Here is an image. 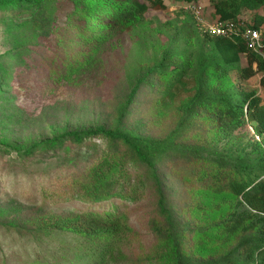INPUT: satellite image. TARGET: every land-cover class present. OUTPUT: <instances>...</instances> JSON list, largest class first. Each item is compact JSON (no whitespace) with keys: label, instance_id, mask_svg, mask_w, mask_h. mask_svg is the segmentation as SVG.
Here are the masks:
<instances>
[{"label":"rangeland","instance_id":"374dc122","mask_svg":"<svg viewBox=\"0 0 264 264\" xmlns=\"http://www.w3.org/2000/svg\"><path fill=\"white\" fill-rule=\"evenodd\" d=\"M83 1H48L42 10L46 12L44 16L48 15L43 17L42 27L37 23L42 21L40 16L32 13L17 18L0 13V264H93L98 244L110 242V238H92L69 229L86 226L93 216L106 217L120 211L126 218L120 224L121 233L115 237L109 264H173L166 260L170 245L161 242L149 227L154 210L151 198L147 196L137 203H123L120 199L90 203V197L82 199L78 193L79 187L84 192L86 184L102 183L109 176L126 185L128 176H135L141 169L130 164L116 170L114 163L118 161L107 152L101 138L87 140L83 145L58 140L67 131L111 127L133 84V68L154 51L152 44H137L139 30L134 27L115 26L110 31L104 28L108 9L97 17L96 6L88 14V21L79 23L77 13L83 11L77 10ZM196 1L192 4L201 8L204 18L215 22L211 0ZM187 4L171 1L165 10L149 9L146 17L154 27L180 24L187 14L193 21ZM258 15L264 16L263 8L244 10L241 18L254 23ZM53 20L60 29L58 46L54 35L45 38L43 33ZM91 22L97 24L94 33ZM72 24L78 28L72 29ZM157 35L163 42L166 40L162 32ZM16 49L24 50L20 60L14 56ZM155 51L161 48L156 45ZM246 62L243 56L242 64ZM262 77V72H256L244 80L231 73L239 88L256 90L264 97ZM164 111L152 102L133 114L123 128L137 135L156 134L161 124L168 123L158 124L166 117ZM253 132L248 126L236 135L245 139ZM207 135L193 133L189 139L206 143L210 138ZM218 141L219 138L213 142ZM35 144L40 145L31 155H23ZM184 161L181 158L171 163V203L188 222L200 228L217 216L205 215L204 208L196 204L210 205L217 198L191 184ZM162 170L160 165L158 172ZM198 236L186 238L189 246H194L188 247V253L199 262L217 260L234 243L225 238L210 246L200 241L202 235ZM212 236L214 240L223 237L219 233Z\"/></svg>","mask_w":264,"mask_h":264},{"label":"trees","instance_id":"16d2710c","mask_svg":"<svg viewBox=\"0 0 264 264\" xmlns=\"http://www.w3.org/2000/svg\"><path fill=\"white\" fill-rule=\"evenodd\" d=\"M48 1L0 0V13H5L8 18L32 13L40 16L42 21L37 23L42 27L43 17L48 16H44L46 12L42 10ZM171 1L192 3L196 0L83 1L77 10L83 12H76L81 19L77 20L79 23L84 25L91 9L96 6H99L97 17L108 9L104 28L110 31L115 26L134 27L139 30L137 44H152L154 51L133 68V84L125 93L123 107L111 127L99 125L90 130L67 131L59 135L58 140L62 144L83 145L87 140L101 138L107 152L118 161L114 163L116 170L130 164L141 169L135 176H128L126 185L109 176L102 183L86 184L82 187L84 192L79 191V187L78 193L82 194V199L90 197V203L107 199L137 203L147 196L151 198L154 210L148 224L161 242L170 245L166 259L169 262L264 264V97L256 90L239 88L231 79V73L238 79L247 80L256 72H262L261 82L264 84V45L254 51L241 38L203 33L196 22L190 20L189 14L180 24L154 27L146 17L148 10H165ZM211 5L215 22H239L255 29H261L264 23L261 15L255 16L254 23L241 18L244 10L264 9V0H211ZM181 15L185 14L181 12ZM54 21L47 30L43 29V33L45 38L54 35L58 46L60 29ZM75 25L72 24V29L78 28ZM96 25L91 22L92 33ZM158 32L164 34V42ZM262 42L264 44V30ZM156 45L161 48L160 52L155 51ZM23 51L14 50L17 60L23 58ZM243 56L246 65L242 64ZM152 102L165 110L166 117L158 124L168 121L161 124L158 133L137 135L123 128L133 114L140 113ZM248 126L252 127L253 134L246 140L240 139L236 134ZM193 133L210 134L207 135L210 138L206 143L205 140L191 141L189 136ZM217 138L219 141L213 142ZM39 145L27 148L23 155H31ZM93 145L97 148L96 144ZM181 158L187 164L185 169L191 184L217 198L210 205L196 204L204 208L205 215L217 216L200 228L188 222L182 211H177L171 203V163ZM160 165L163 170L159 173ZM125 218L122 211L106 217L93 216L86 226L69 230L92 238H110L111 244L108 241L98 244L97 256L93 258V264H109L108 257ZM218 233L223 237L214 240L212 234ZM189 235L193 238L202 235L200 241L204 240V244L210 246L225 238L233 239L234 243L217 260L199 262L188 253V249L194 247L193 244L189 246L186 238Z\"/></svg>","mask_w":264,"mask_h":264},{"label":"built area","instance_id":"2783aa9c","mask_svg":"<svg viewBox=\"0 0 264 264\" xmlns=\"http://www.w3.org/2000/svg\"><path fill=\"white\" fill-rule=\"evenodd\" d=\"M199 30L213 36L226 38H241L247 44L248 48L254 51H259L263 47L262 30L250 27H245L242 23L234 22H213L209 23L205 18L201 8L198 5L189 3L187 7Z\"/></svg>","mask_w":264,"mask_h":264}]
</instances>
